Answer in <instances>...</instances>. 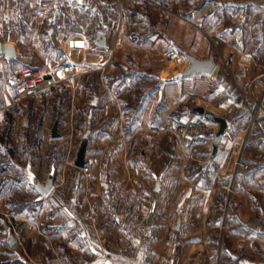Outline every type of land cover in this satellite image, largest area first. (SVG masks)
Returning a JSON list of instances; mask_svg holds the SVG:
<instances>
[{
  "label": "crops",
  "instance_id": "0c3cea01",
  "mask_svg": "<svg viewBox=\"0 0 264 264\" xmlns=\"http://www.w3.org/2000/svg\"><path fill=\"white\" fill-rule=\"evenodd\" d=\"M163 1L0 0L11 56L0 55V75L15 78L21 62L57 84L20 101L30 111L13 118L7 108L17 90L0 79V264H27L29 256L50 264L58 253L74 264H203L213 243H223L220 264H264V119L251 127L250 88L261 94L254 79L264 73V0ZM168 49L179 58L214 55L217 67L179 77L163 57ZM208 112L228 122L217 144L220 123ZM56 120L62 136L53 138ZM200 120L208 129L199 137L177 131ZM191 143L203 162L187 160ZM237 160L243 178L225 216L224 184ZM52 172L54 188L41 198L33 178L45 183ZM112 178L146 194L153 236L135 258L123 230L93 208ZM12 225L20 229L15 243Z\"/></svg>",
  "mask_w": 264,
  "mask_h": 264
},
{
  "label": "built area",
  "instance_id": "2783aa9c",
  "mask_svg": "<svg viewBox=\"0 0 264 264\" xmlns=\"http://www.w3.org/2000/svg\"><path fill=\"white\" fill-rule=\"evenodd\" d=\"M58 6H64L69 0H53ZM164 6L169 5V0L162 2ZM202 30L208 33L207 24L202 25ZM215 44H219L216 40ZM166 58L172 59L174 51L168 49L164 51ZM18 67L17 75L12 78L10 75L1 74L0 79L7 86H14L17 94L13 103L10 105L11 111L16 114L18 112L19 102L28 97H42L49 93H53L57 89V84L53 81L54 76L51 72L44 69L27 66L21 62H15ZM68 72V70H67ZM254 82L262 85L260 95H257L251 88L252 93L257 101V107L253 112L251 127H254L261 119H264V73L254 79ZM208 129L204 120L188 121L179 124L177 131L181 130L185 135L199 137ZM185 155L188 161H204L201 149L198 143H191L188 146ZM264 164V161L262 162ZM241 161L237 160L233 167V172L228 176L229 182L226 185L228 193L234 192L237 185L243 178L240 171ZM233 183V186H232ZM232 186V187H231ZM88 195L91 198L99 196V193L88 189ZM146 194L144 191L129 186L123 180L110 179L105 193L101 200L93 205L95 213L103 221L118 225L125 233L128 241L126 248L133 258L136 257L141 243L153 236V228L149 225L143 213V203ZM228 212V211H227ZM27 264H39L35 259L29 256ZM50 264H74L63 255H55L51 258Z\"/></svg>",
  "mask_w": 264,
  "mask_h": 264
},
{
  "label": "water",
  "instance_id": "95a60500",
  "mask_svg": "<svg viewBox=\"0 0 264 264\" xmlns=\"http://www.w3.org/2000/svg\"><path fill=\"white\" fill-rule=\"evenodd\" d=\"M97 43L102 47L107 46V36L103 31L97 32ZM2 54H4L8 58L11 57L10 52L8 51V49L4 45L3 38L0 37V55H2ZM185 56L188 59V65L183 71L178 73L179 77H186V76H190V75L195 74V73L210 74V73H213L217 67V62L214 59V55H211L208 58H200V57H197V56H195L189 52H185ZM197 109L202 113L206 112V109L202 106L198 107ZM208 115L220 123V128H219V131H218L216 138H215V143L217 144L221 135L225 133L226 128L228 127V122H227L226 118L215 115L213 112H208ZM58 129H59V120H56L55 124L52 128V137L53 138H58V137L62 136V134L59 132ZM87 145H88V141H87V139H85L84 142L82 143L81 147H80L78 156L76 158V165L79 167L85 166V163H86L85 162V156H86V151H87ZM216 151H217V149L215 148L214 152H216ZM33 182H34L36 188L38 189V191L41 193V198H44V197L48 196L54 188V185H55L54 184V172H52L49 175V178L47 179V181L45 183L39 181L37 178H33ZM159 184H160V178L158 179L157 187L159 186ZM180 224H181V218H179L177 221L176 229L180 228ZM11 241L13 243L16 242L14 234L11 235Z\"/></svg>",
  "mask_w": 264,
  "mask_h": 264
},
{
  "label": "rangeland",
  "instance_id": "374dc122",
  "mask_svg": "<svg viewBox=\"0 0 264 264\" xmlns=\"http://www.w3.org/2000/svg\"><path fill=\"white\" fill-rule=\"evenodd\" d=\"M204 24V23H203ZM163 57H165L166 58V56H165V53H163ZM166 60L168 61V58H166ZM188 63V59H187V57L185 56H182V57H180V58H178V57H176V56H174V58H173V60L172 61H168V65H171V67H173V68H175V69H179V71L181 72V71H183L185 68H186V64ZM185 66V67H184ZM61 75H62V72H61ZM132 78H134V77H132ZM145 78V77H144ZM136 79V78H135ZM137 79H139V78H137ZM143 78H141V80H142ZM130 80L131 81H133L131 78H130ZM261 91H262V85H261ZM54 93V92H53ZM50 94H52V93H49V94H47V95H50ZM45 96V95H44ZM128 106H130V105H128ZM8 109V111L10 112V114H11V117H13L14 118V116H16V117H19V116H23V114L25 113V112H28V111H30V109L28 108H26V109H22L20 106H19V109H18V112H17V114H14L12 111H11V107H10V105H9V107L7 108ZM135 114L133 113V112H129L128 114H127V119H126V121H129V120H131L132 118H133V116H134ZM20 117V118H21ZM21 124H22V119H21ZM241 169H242V167H240V171H241ZM233 172V169H231L230 171H228V173H227V175H226V181H225V184H224V187H225V189H226V194H225V203H224V206H225V216L226 215H228V212L227 211H229L230 209H231V207H232V193L231 194H229L228 193V190H227V188H226V185H228V182H229V179H230V177L228 178V176L230 175V173H232ZM12 230H13V234L14 235H17L18 234V232H19V228L17 227V226H15V225H12ZM16 237V236H15ZM223 237H224V231L222 232V234H221V237H220V240L221 241H223ZM220 241V242H221ZM223 243H213V248H212V251H213V254H212V260L209 262V263H206L207 261H205V262H203V264H220V261H221V257L225 254V253H223V252H221L219 249H220V246L222 245ZM56 255H59V253L58 254H56ZM61 255V254H60ZM55 256V255H54ZM64 256V255H63ZM53 257V256H52ZM51 257V258H52ZM66 257V256H65ZM51 258H50V260H51ZM67 258V257H66ZM68 259V258H67ZM70 260V259H69ZM70 261H72V260H70Z\"/></svg>",
  "mask_w": 264,
  "mask_h": 264
},
{
  "label": "bare ground",
  "instance_id": "6f19581e",
  "mask_svg": "<svg viewBox=\"0 0 264 264\" xmlns=\"http://www.w3.org/2000/svg\"><path fill=\"white\" fill-rule=\"evenodd\" d=\"M175 54V53H174ZM174 56H177V55H173V58H174ZM178 57V56H177ZM173 58L172 59H168V61H172L173 60ZM179 58V57H178ZM248 136V135H247ZM242 148V147H241ZM232 186H233V183H232ZM231 186V187H232Z\"/></svg>",
  "mask_w": 264,
  "mask_h": 264
}]
</instances>
